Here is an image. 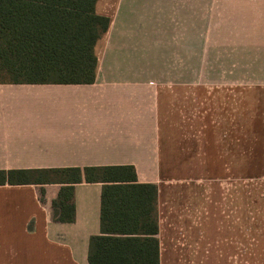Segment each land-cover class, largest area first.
I'll return each instance as SVG.
<instances>
[{"label":"crops","instance_id":"1","mask_svg":"<svg viewBox=\"0 0 264 264\" xmlns=\"http://www.w3.org/2000/svg\"><path fill=\"white\" fill-rule=\"evenodd\" d=\"M102 1L96 11L109 17L100 10ZM135 21L110 18L96 45L91 84H0V170L132 166L139 183L158 187L160 264H264L263 254L254 258L252 201L243 212L244 256L238 247L237 207L227 211L221 205L223 192H214L208 210L176 205L179 192L173 196L168 183L182 178L169 177L162 168L188 164L184 144L189 140L183 141L181 122L189 116L182 109L174 112L173 98L185 93L188 99L194 86L157 78L166 65L157 66L141 53ZM204 87L197 84L198 97H204L199 93L205 95ZM213 112L195 114L208 124L198 123L197 150L213 167H230L231 160L221 159H230L232 149H222L219 125H211L219 124L213 120L219 114ZM247 151L249 164L252 147L245 156ZM66 188L69 195L62 192ZM101 194L102 184L96 182L0 185V264H90L91 239L101 235ZM62 203L73 204L72 220ZM257 242L262 251L264 240Z\"/></svg>","mask_w":264,"mask_h":264},{"label":"rangeland","instance_id":"2","mask_svg":"<svg viewBox=\"0 0 264 264\" xmlns=\"http://www.w3.org/2000/svg\"><path fill=\"white\" fill-rule=\"evenodd\" d=\"M100 10L110 18H137L141 53H148L157 66L166 65L157 78L188 80L194 86L189 100L185 93L173 98L174 112L182 109L189 116L181 122L183 141L189 140L184 144L190 151L188 164L162 168L169 177L182 178L168 183L173 196L179 192L176 205L208 210L214 192H223L221 205L227 211L237 207L238 247L244 256L243 212L252 201L254 258L264 255V246L262 251L255 247L257 240H264V0H103ZM197 84L206 86L205 95L199 91L204 97H198ZM203 111L219 114L213 119L219 124L211 125H219L224 152L232 149L230 159H221L231 160L230 167H213L197 150L198 123L207 124V118L198 120L195 114ZM246 147L253 151L249 164ZM245 192L250 193L246 198Z\"/></svg>","mask_w":264,"mask_h":264},{"label":"trees","instance_id":"3","mask_svg":"<svg viewBox=\"0 0 264 264\" xmlns=\"http://www.w3.org/2000/svg\"><path fill=\"white\" fill-rule=\"evenodd\" d=\"M98 1L0 0V84L93 83L96 45L110 26ZM81 182L102 184L101 235L91 239L90 264H160L158 187L139 183L134 167L0 170V185ZM61 206L72 220L73 204Z\"/></svg>","mask_w":264,"mask_h":264}]
</instances>
